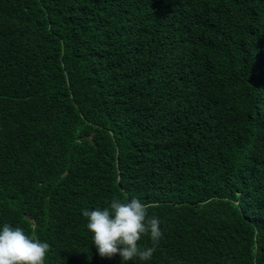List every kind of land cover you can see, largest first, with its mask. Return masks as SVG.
Returning a JSON list of instances; mask_svg holds the SVG:
<instances>
[{
	"label": "trees",
	"instance_id": "16d2710c",
	"mask_svg": "<svg viewBox=\"0 0 264 264\" xmlns=\"http://www.w3.org/2000/svg\"><path fill=\"white\" fill-rule=\"evenodd\" d=\"M113 197L162 221L125 264H264V0H0V227L121 264Z\"/></svg>",
	"mask_w": 264,
	"mask_h": 264
},
{
	"label": "clouds",
	"instance_id": "9594fccd",
	"mask_svg": "<svg viewBox=\"0 0 264 264\" xmlns=\"http://www.w3.org/2000/svg\"><path fill=\"white\" fill-rule=\"evenodd\" d=\"M149 207L136 197H113L106 207L82 210L98 255L108 259L119 255L121 264L136 259L149 261L164 235L162 221L149 215ZM145 236L151 240V247L140 244ZM49 250V243L42 242L34 230L27 234L8 223L0 227V264H45Z\"/></svg>",
	"mask_w": 264,
	"mask_h": 264
}]
</instances>
